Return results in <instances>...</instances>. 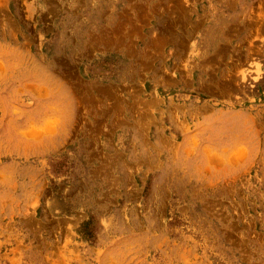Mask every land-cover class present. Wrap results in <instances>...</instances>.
<instances>
[{
  "label": "rangeland",
  "instance_id": "obj_1",
  "mask_svg": "<svg viewBox=\"0 0 264 264\" xmlns=\"http://www.w3.org/2000/svg\"><path fill=\"white\" fill-rule=\"evenodd\" d=\"M0 264H264V0H0Z\"/></svg>",
  "mask_w": 264,
  "mask_h": 264
}]
</instances>
